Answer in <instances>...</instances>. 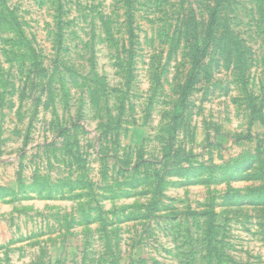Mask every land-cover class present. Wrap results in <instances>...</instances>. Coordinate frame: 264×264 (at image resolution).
<instances>
[{
    "label": "rangeland",
    "instance_id": "rangeland-1",
    "mask_svg": "<svg viewBox=\"0 0 264 264\" xmlns=\"http://www.w3.org/2000/svg\"><path fill=\"white\" fill-rule=\"evenodd\" d=\"M0 264H264V0H0Z\"/></svg>",
    "mask_w": 264,
    "mask_h": 264
},
{
    "label": "trees",
    "instance_id": "trees-1",
    "mask_svg": "<svg viewBox=\"0 0 264 264\" xmlns=\"http://www.w3.org/2000/svg\"><path fill=\"white\" fill-rule=\"evenodd\" d=\"M214 22H215V19L213 20V23H214ZM213 29H214V27H213V26H211V27H210V30H209V36H211V35H212Z\"/></svg>",
    "mask_w": 264,
    "mask_h": 264
}]
</instances>
